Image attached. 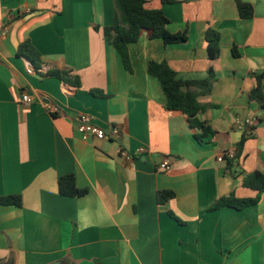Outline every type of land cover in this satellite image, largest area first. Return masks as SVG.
<instances>
[{"label":"crops","instance_id":"1","mask_svg":"<svg viewBox=\"0 0 264 264\" xmlns=\"http://www.w3.org/2000/svg\"><path fill=\"white\" fill-rule=\"evenodd\" d=\"M145 1L188 40L165 45L143 33L129 45V72L103 31L114 22L113 0H0V196L22 197L21 207L0 205V264H264V194L244 210H208L232 193L256 197L243 178L264 173V108L250 100L264 74V0ZM238 2L252 6L251 18ZM208 29L220 33L216 59ZM27 40L40 69L18 54ZM151 60L186 81L213 71L198 118L214 136L199 142L186 116L167 110ZM52 70L79 77L80 86L46 76ZM85 115L120 136L80 133ZM237 116L260 122L240 130ZM244 133L252 136L237 157ZM165 159L169 171L160 169ZM68 174L85 196L60 194ZM159 191L175 196L160 204Z\"/></svg>","mask_w":264,"mask_h":264},{"label":"trees","instance_id":"2","mask_svg":"<svg viewBox=\"0 0 264 264\" xmlns=\"http://www.w3.org/2000/svg\"><path fill=\"white\" fill-rule=\"evenodd\" d=\"M161 1L165 4L174 3L176 0ZM113 2L115 11L114 22L111 26L104 27L103 31L109 43L120 54L123 64L129 72H132L129 45L138 42L143 33H147L150 40L162 39L165 45L181 44L188 40L187 30L176 33L170 32L168 30L170 21L163 11L161 9L147 8L145 0H113ZM237 4L242 18L248 19L253 16V8L250 4L244 2H238ZM206 39L208 41L209 57L216 59L220 54V33L214 29H208ZM18 54L29 60L36 69L41 68V54L30 41L27 40L19 46ZM233 54L238 57L239 54L236 48H234ZM147 70L151 76L160 82L167 98V110L181 112L186 116L190 126L200 131V133L195 135L199 142H203L205 138L216 134V131L207 122L198 118V114L206 109L198 98L211 92L212 84L215 80L213 71H210L208 77L204 80L186 81L179 79L177 73L166 61L156 62L151 60L148 63ZM46 76L59 78L72 86H80L79 77H73L66 71L52 70ZM263 79L264 74L257 76V85L251 91L250 100L259 103L264 108ZM96 92L100 93V91ZM251 136L244 133L238 143L237 157H240L245 142ZM234 158L227 156L224 158L227 161L228 169L233 167L232 159ZM58 184L60 194L65 197H83L88 193V189L77 186L74 174L61 176ZM243 186L256 192L257 196L240 198L232 193L218 199L208 210L215 211L225 207L244 210L258 204L260 196L264 194V173L255 171L246 174L243 178ZM174 196L175 194L172 191H159L157 200L160 204H163L174 198ZM0 205L21 207L22 197L20 195L0 196Z\"/></svg>","mask_w":264,"mask_h":264},{"label":"built area","instance_id":"3","mask_svg":"<svg viewBox=\"0 0 264 264\" xmlns=\"http://www.w3.org/2000/svg\"><path fill=\"white\" fill-rule=\"evenodd\" d=\"M22 103L28 104L30 102V97L28 95H23L21 99ZM82 125L79 127V132L84 135H90L97 139H105L106 137H113L118 138L120 136V129L112 128L110 131H105L103 128L96 126L92 123V120L89 116H82ZM259 119L252 117V118H243L237 116L235 118V126L240 130H251L259 123ZM144 149H139L138 154H142ZM122 156L126 159H130L132 156L126 153L125 151H121ZM224 158L227 156L229 158H233L235 156L234 151L230 150L223 154ZM160 169L163 171H169L171 169V164L168 159H165L160 164Z\"/></svg>","mask_w":264,"mask_h":264}]
</instances>
